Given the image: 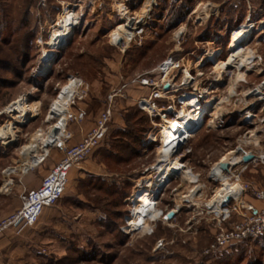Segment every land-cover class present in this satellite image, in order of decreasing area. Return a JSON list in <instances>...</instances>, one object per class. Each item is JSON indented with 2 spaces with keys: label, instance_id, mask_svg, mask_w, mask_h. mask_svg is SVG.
I'll return each mask as SVG.
<instances>
[{
  "label": "rangeland",
  "instance_id": "374dc122",
  "mask_svg": "<svg viewBox=\"0 0 264 264\" xmlns=\"http://www.w3.org/2000/svg\"><path fill=\"white\" fill-rule=\"evenodd\" d=\"M144 1L129 0V13L122 0H0V17L5 16L10 24L7 33L18 29L10 37L11 43H0V218L20 208L23 188L39 186L41 178L61 159L60 149L78 143L93 128L108 96L125 85L123 96L113 104L105 138L71 173L62 199L37 223L44 232L40 264H264V235L204 255L218 230L214 214L205 209L221 189L219 180L211 179L212 166L238 146L246 152L264 153V100L254 101L246 95L264 81L260 21L239 56H229L230 62L215 66L209 63L210 56L218 49L219 59H226V43L235 30L225 27L220 20L223 15L213 14L211 5L217 0H193L181 22H170L168 14L173 15L186 0H156L150 17L136 27L142 31L136 41L125 50L113 46L114 35L126 34L122 29L125 17L135 13L137 18L149 5L148 1L142 7ZM67 3L74 4V10ZM122 7L126 10L120 13ZM67 13H75V23L65 43L53 48L50 37L60 32L56 18L63 19ZM260 14L264 15V9L253 14L252 21ZM40 29L49 44L44 50L55 53L43 74H37L43 49L35 43ZM25 35L28 40L21 44ZM168 56L182 60L192 72V88L203 92L205 102L200 104L209 106L210 111L198 131L171 156L183 162L191 176L171 179L157 196L159 218L141 221L140 201L154 188L157 178L150 168L164 165L168 159L156 164L161 159L159 139L148 141L156 129L145 113L132 121L143 120L142 133L136 126L138 132L127 136L131 131L125 120L135 114L137 98L148 92L134 80ZM254 56L253 65L246 64L247 58L252 62ZM243 59L241 66L233 68ZM70 75L81 78L87 91L62 117L68 120L82 108L84 119L65 123L63 145L46 146L35 135L46 134L50 105L69 86L65 84ZM252 102L256 117L244 123L241 112ZM23 114L27 116L24 122ZM48 151L49 155L25 175L18 171L7 178L3 173L9 166H20L17 162L29 165L33 156L39 161ZM162 167L159 170L166 171ZM240 179L264 187V164H251ZM198 186H202L199 191L195 190ZM176 205L180 210L167 220L166 214Z\"/></svg>",
  "mask_w": 264,
  "mask_h": 264
},
{
  "label": "built area",
  "instance_id": "2783aa9c",
  "mask_svg": "<svg viewBox=\"0 0 264 264\" xmlns=\"http://www.w3.org/2000/svg\"><path fill=\"white\" fill-rule=\"evenodd\" d=\"M148 1L149 0H145L142 4V7H144L145 3ZM242 1L246 2V0H222L224 4H233L234 2ZM128 2L129 1L124 0H122L121 2L122 5L127 8V10L129 9ZM152 2L153 4L151 6V10L148 12L144 22L134 25L135 30L132 40L127 44H124L123 41L119 42L118 46L111 43L113 46L125 50L129 47L130 43L136 41V37L139 36V33L142 32L140 29L139 31H137L138 29L136 27L141 24H144L145 21L150 17V12L153 10L154 7L157 6L156 0H153ZM44 5V1H42L41 6ZM69 5L71 9L74 10V4ZM63 9L64 7L62 8V11ZM249 11L250 13L248 14V16L239 26L235 28V30L239 29L243 23L245 24L248 21L253 22L252 16L257 12V9L251 8L249 6ZM130 15L132 16L130 24H132L135 22V13ZM37 17L40 18L39 13H37ZM120 19L122 20L121 17ZM253 23L255 26L258 25V22L256 23V21H254ZM259 28H262V24L261 26H258V29ZM40 30L41 31L40 33H38V37L36 38L35 43L38 46H43V49H47L48 46L46 47V41L43 38L44 30ZM235 30L231 31L228 40L231 39ZM180 33L181 32H179L178 34ZM140 39L141 38L139 37L138 40ZM248 41L246 42V44L248 43ZM218 52L219 50L216 49L213 54H216L217 58L219 59ZM228 54L230 53L227 52V56ZM51 58L53 60L54 56H52ZM256 59L257 58L254 56L251 65H253L254 60ZM198 63L200 62H197V64ZM209 63L213 64L211 61H209ZM198 65L200 67L202 66V64ZM223 70L227 69L225 68ZM194 81L195 78L192 77V72L185 68L182 60L175 59L172 56H168L167 58H165L154 70L140 75L134 80V83H136L138 87L142 89H147L148 91L146 95H142L137 98L135 104L136 108L139 111L145 113L148 116L151 123L153 124V127L156 129L155 133L152 132L148 135V141L150 143H154L157 141L156 139L158 136L160 150H164L165 146H167L168 148L173 145L175 147L173 153L174 155L175 152H177L179 148L184 146L185 143L193 136V134L198 131V129L203 124L204 118L209 115V112H204L199 116H195L196 124L192 126L189 132L184 133L183 136H180V132L176 133V135L179 137L173 143L170 142L167 145L161 143V132L167 121L178 119L177 114L183 110H188L187 113H192V107L188 108L184 106V99L194 97L196 102H205L202 100L201 96L203 92H201L200 90H194L192 88V86L195 85ZM70 83L73 84V94L70 100L69 107L75 105V100L77 101L82 99L87 91L86 84L78 76H68L65 85H69ZM124 88L125 85H122L121 89L113 91L108 96L106 106L97 117L93 128H91L89 132L83 135L78 143L70 146H64L60 149L62 153L61 159L56 162L41 178L40 184L37 188L32 190H26L25 188H23V192L20 195V208L17 209L14 213H11L10 215L4 218H0V235L14 229L20 231L27 227H33L39 222L46 209H51L58 204V202L62 199L65 194L71 173L78 167L79 164L87 160V158L93 153V151L100 145V143L105 138L112 119V113L114 108L113 104L116 98H120L123 96L121 90H123ZM249 95L250 96L248 97H252L254 101H263L264 88L260 94L262 95L261 98L258 97V91H256V87L251 89V94ZM157 101L166 103L160 105V103H157ZM253 105V102L248 104L246 108L241 112V114L243 115L244 123L247 121H252V119L256 117ZM84 116V110L82 108H77L75 114H71L68 120L71 122H81L84 119ZM151 134L154 135L153 141L150 137ZM66 139H71V136L67 137ZM235 150L238 151V155L240 156L238 164H229L228 169L223 170L219 166V164L222 163L221 160L217 161L218 164L217 162L214 163V165H218L222 179H224L228 183L237 186L239 192L231 197L228 196L224 198L221 205L222 210L218 214L214 211L213 208L209 207L207 203L205 204L206 211L209 214H214V217L216 218L215 220L218 225V230L214 235L212 243L204 251V255L206 256L218 253L221 250L230 248L231 246H234L245 240H256L264 235V187H256L251 183L247 181H241L240 179L241 175L248 169L251 164H264V157H261L262 154H255L251 151L246 152L239 146L236 147ZM248 154L254 155V158L249 163H243L242 157ZM48 155L49 151L41 160L36 162H32V158L31 163L29 165L17 162L20 166H9L3 170V173H5L7 178L11 175L17 174L18 171L21 175H25L29 171H31L33 167L39 165ZM161 161L162 158L159 159L156 164L160 163ZM182 164L184 163L182 162ZM214 165L211 168L210 175H212ZM153 167L154 166L150 168L152 171ZM177 176L179 175H173L170 180ZM211 179L215 181L212 177ZM136 185L134 189H136ZM160 192L161 191L159 190L157 191L158 195ZM247 196H250L254 201L258 202L259 206L254 207L250 203L244 201V198ZM226 198H229V200L226 201ZM176 214L177 213H175V215ZM166 219L171 220L167 217Z\"/></svg>",
  "mask_w": 264,
  "mask_h": 264
},
{
  "label": "bare ground",
  "instance_id": "6f19581e",
  "mask_svg": "<svg viewBox=\"0 0 264 264\" xmlns=\"http://www.w3.org/2000/svg\"><path fill=\"white\" fill-rule=\"evenodd\" d=\"M152 1L153 0H149V5L145 8V10L137 18L134 17L135 18L134 23L130 24V20L132 17H125L122 29L123 30L125 29L123 32H125L126 34L125 35L124 34L114 35L113 37L114 42H112V44L118 46L119 42L123 41L124 44H127L132 40L134 36V30H135L134 25L144 22V20L147 17L148 12L151 10V6L153 4ZM122 8L123 10H120L121 11L120 13L126 10V8L124 7ZM64 17L65 18L63 19L61 18L59 19V17H57L56 21L58 22L55 25V27H57L58 30H60V32L55 31L54 33H52L50 37L51 38L50 41L52 43L53 48H58L59 46H62L65 43V40L67 39V36H68V32L70 28L72 27V25H74L75 23L74 21L76 20L77 16L75 15V13H69L67 16H64ZM141 20L143 21L141 22ZM261 24H263V20L259 22V26H261ZM243 25L244 23L239 29L235 30L231 39H229L227 42L226 50L227 52L230 53L228 54L227 58L222 61L217 58L216 54H212L208 61H211L216 66L217 64L219 63L221 64L225 61L230 62V60L228 59L229 56H230V59H234L239 56L243 48L246 47V42L248 41L251 35V32L253 31L254 27H256L254 23L251 21H248L247 23H245L244 26ZM47 43L48 42L45 43L46 47L49 46V44ZM43 50L41 53L42 55L40 56L39 61H38L39 67L37 69V74H43L46 71H48V65L46 63L48 62L51 55L55 56V53L52 50H47V51L45 50L43 51ZM243 61L244 59L239 61V64H235L233 68L241 66ZM247 63H251V60H249V57L247 58L246 64ZM263 86H264V81L256 87V91H258L259 98H261L262 96L260 94L264 88ZM72 94H73V84L71 83L69 84V86L65 88V90L61 93V95H59V97H57L50 105V108L48 110V113L46 115V120H45L47 123H50L46 131V134L44 136H41V134L35 135V137L40 138V140L42 141L44 145L46 146L54 145V147L63 145L62 138L64 137L65 123L67 122V119L62 117V114L67 111ZM249 94H251V90L246 95L250 96ZM179 97H176V98H179ZM67 101H68V106H67ZM183 103L185 107L193 108L192 113H187L188 110H183L177 114L178 119L169 120L165 123V126L163 127L162 132H161V139H162L161 143L162 144L167 145L170 142L171 143L175 142V140L179 137L176 135V133L180 132V136L181 135L183 136L184 133L189 132L192 126L196 124L195 116H199L203 114L204 112L210 111L209 106L208 107L205 105L201 106L200 102L195 101L194 97L184 99ZM23 119H24L23 122L27 120L26 114H23ZM150 137H151V140L153 141L154 135L151 134ZM174 148L175 147L172 145L171 147H168V148L167 146H165L164 150L163 149L160 150L162 161L167 160V159L168 160L165 161L164 165L158 164L159 166L157 165L153 167V172L154 170L156 171L155 175L157 178H156V181L154 182V188L151 191H149L140 201V208H141L142 214L139 217L141 218V221L149 220L150 222L151 221L156 222V220L159 218L158 209L156 207V198L158 196L157 191L162 190V188H164L167 185V183L169 182L170 178L173 177V175H180V176H183L185 179L191 176V172L185 168L184 164H182L181 161L177 160L176 158L171 159L173 157ZM32 149H35V148L32 147ZM261 157H264V154H262ZM32 158L34 159V156L31 157V159ZM239 160H240V156L238 155V151L236 150H233L231 154L221 159L222 162H227L230 165L238 164ZM32 162H35V161L33 160ZM217 164L214 165L211 177L215 181L219 180V183L221 184V189H219L220 191L216 192L215 195L212 197V199L209 200L208 206L213 208L215 212L218 214L222 210L221 205H222L224 198L228 196L231 197L237 194L239 190L237 186H235L234 184L231 185L230 183L222 179V176L220 175V170ZM159 167H162L161 169H166V168L167 169L166 171H163V170H159ZM201 187L202 186H198L196 187L195 190L199 191ZM180 208H181L180 205H176L174 210H171L169 212H173L175 214L176 212L180 210ZM127 224H129V222ZM140 225H141L140 223L137 224V226H140ZM142 225L144 226V224ZM135 229L136 228H133V230Z\"/></svg>",
  "mask_w": 264,
  "mask_h": 264
},
{
  "label": "crops",
  "instance_id": "0c3cea01",
  "mask_svg": "<svg viewBox=\"0 0 264 264\" xmlns=\"http://www.w3.org/2000/svg\"><path fill=\"white\" fill-rule=\"evenodd\" d=\"M248 5L251 8H257V11L263 12L264 0H246V2H234L233 4H224L222 1L217 0L216 2L213 1L211 6L214 9L213 14L216 17L223 15L221 18L224 19L220 20L224 22L225 27L231 26V28H236L250 13ZM263 16L264 15L260 14L258 18H256V22L262 21L261 18H263ZM250 199L249 197H245L246 202L254 207L259 206L258 202L253 199H251V201ZM43 240L44 232L42 224H35L33 227H27L20 231L15 229L10 230L0 235V264H40L42 259L40 251L43 245Z\"/></svg>",
  "mask_w": 264,
  "mask_h": 264
},
{
  "label": "trees",
  "instance_id": "16d2710c",
  "mask_svg": "<svg viewBox=\"0 0 264 264\" xmlns=\"http://www.w3.org/2000/svg\"><path fill=\"white\" fill-rule=\"evenodd\" d=\"M192 1H193V0H186L185 3L182 2V5L179 6L178 10H176V11L173 13V15L170 14V15H172L171 17H170V15L168 14L169 21H170V22H173V21H175V20H177V21H179V22L183 21V20L188 16V14H189V4H190ZM262 5H263V4H262ZM239 6H240V5H239ZM0 10H1V8H0ZM9 27H10V24L8 23L7 18H6L5 16L0 17V43H11V41H10V37L12 36V34H14V32H17V31H18V29H17V31L13 30V32L9 35V34L7 33V31L9 30ZM5 32L8 34V36L5 35V36L3 37V35H4ZM25 36H26V35H25ZM31 37H32V34H31ZM27 40H28V37L26 36V37L23 39V41H22L21 44L26 43ZM21 46H22V45H21ZM24 47H25V46H24ZM22 49H23V46H22ZM139 113H140V114H144L143 112H141V111H139V110L137 109L136 112H135V114H134L132 117H130V119L125 120V124H126L127 128L130 129V131H131L130 133H127V134H126V135L129 136V137H130L133 133H135L139 127H140V129H141V130H139V133H142L143 130H144L143 125H142L143 120H142L141 118H140L138 121H136L135 123L132 122V121L135 119L136 115L139 114ZM140 121H141V122H140ZM136 126H138V128H136ZM137 132H138V131H137ZM138 139L140 140V138H138ZM137 141H138V140H137ZM138 142H139V141H138ZM137 145H138V144H137ZM249 241H251V240H245V241H243V242H249ZM243 242H241V243H243Z\"/></svg>",
  "mask_w": 264,
  "mask_h": 264
},
{
  "label": "water",
  "instance_id": "95a60500",
  "mask_svg": "<svg viewBox=\"0 0 264 264\" xmlns=\"http://www.w3.org/2000/svg\"><path fill=\"white\" fill-rule=\"evenodd\" d=\"M262 26H264V22H263ZM253 158H254V155L248 154V155L242 157V162L243 163H249ZM219 166L221 169L227 170L229 167V164L222 162L219 164ZM228 200H229V198H226V201H228ZM174 216H175V214L173 212H169L166 217L168 219H172Z\"/></svg>",
  "mask_w": 264,
  "mask_h": 264
},
{
  "label": "flooded vegetation",
  "instance_id": "af4514ba",
  "mask_svg": "<svg viewBox=\"0 0 264 264\" xmlns=\"http://www.w3.org/2000/svg\"><path fill=\"white\" fill-rule=\"evenodd\" d=\"M262 30H264V26H262V28H261Z\"/></svg>",
  "mask_w": 264,
  "mask_h": 264
}]
</instances>
